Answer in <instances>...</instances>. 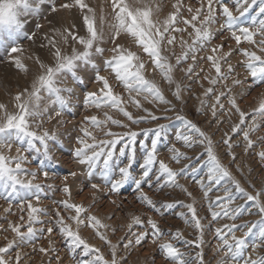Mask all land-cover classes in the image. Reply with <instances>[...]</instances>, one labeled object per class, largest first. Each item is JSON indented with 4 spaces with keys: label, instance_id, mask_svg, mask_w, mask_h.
Returning a JSON list of instances; mask_svg holds the SVG:
<instances>
[{
    "label": "snow or ice",
    "instance_id": "6c2138e0",
    "mask_svg": "<svg viewBox=\"0 0 264 264\" xmlns=\"http://www.w3.org/2000/svg\"><path fill=\"white\" fill-rule=\"evenodd\" d=\"M49 9L56 13L59 9L72 10L78 8L83 14V24L86 28L84 35H79L75 24L66 27L61 32L55 29L61 40L45 34L44 39L48 47L51 61L45 63L39 55L34 57L40 72L31 80L30 85L17 91L13 97L12 108L6 103L0 102V199L8 202V208L4 211L12 213L13 201H18V209L21 213L19 222L9 221L7 229L0 225V229L11 230L15 238L7 240L4 246H0V264H21V253L16 252L14 257L8 256L12 249H19L29 244L33 245L36 251V242L45 235L49 237V247H39V252L49 256V264L52 260L61 264L62 257L57 254L58 249L52 244L51 236L54 232L61 234L66 241V246L73 254L79 249L82 254L89 256L80 264H121L117 258L118 245L113 244L108 236L100 229H108L110 226L103 224L95 215L89 213L82 203L72 201V187L69 184V177L76 178V171H69L63 177V183L59 190L64 193V198L53 201L56 205L49 211L47 206H41L42 194L45 188L53 189L55 185H45L36 182L38 175L42 173L45 180L49 179V171L45 170V160L55 161L53 148H58L61 137L65 132H58L55 129L45 128L44 124L51 122L54 118L59 123V117L70 108L71 97L75 89L67 86V77L77 85L85 84V77L98 85L96 90L87 91L83 94V104L86 108H95L102 111L103 118L95 114L86 115L78 127V134L74 136L75 147L72 155L75 161L86 168L89 178L98 177L100 183H92V200L95 203L97 194H104L107 188L108 194H119L125 185L132 184L138 193L137 200L146 205L149 210L155 211L161 217L168 210L175 209L181 204L191 213V222L197 230H200L201 237L197 247L203 243V225L197 215L193 203L183 204L182 201L157 202L154 201L144 186L151 188L156 186L157 191L164 188H180L191 196L190 192L178 182L180 176L185 175L188 165L180 169L170 167L164 159L159 158L158 143L162 141L168 128L167 124H156L153 128H144L136 131L132 125L157 122L161 119L170 120L166 115H157L156 112L178 111L172 99L167 98L164 89L160 84L146 76V63H150L154 71H158L162 80L168 85L171 96L176 102L186 101L183 99L185 87L191 91L190 86H183L175 78V72L180 70L186 79L195 76L199 79L203 73V79L210 85L204 90L203 95L213 96L211 104V115L217 118L220 111L231 112L233 109L239 113V123L232 126V132L237 134L243 132L245 152L264 143V136L257 140L250 138V133L259 129L257 117H264V97L259 101L258 107L251 113V123L247 129L241 126L245 124L246 114L242 111L235 95L232 94V87L242 85L243 80L233 76L237 66L243 67L248 73L246 79H250L251 85L264 84V0H197L198 7L191 4L185 5L182 0H175L172 4V11L165 17H160L162 5L159 0H110L111 21L107 23L108 32L105 33V16L102 12L97 26L95 10L85 0H71L57 6L56 0H47ZM44 0H0V52L7 55L9 61L16 69L27 74L28 65L21 55L24 52L23 46L19 43L21 38L34 40L35 33L28 34L26 28L31 23L30 17L38 16L41 12V5ZM231 5V6H230ZM188 16L184 15L185 9ZM86 10V11H85ZM51 23V21H49ZM183 25V26H179ZM42 26L36 25L37 29ZM189 28L191 31H189ZM233 40L235 46L227 45L225 51V37ZM187 33L188 39L184 38ZM179 36V54H176L175 46ZM220 36L221 42L212 45V41ZM126 37L130 41L129 46L120 43L119 40ZM111 44V47L107 45ZM209 45H212L209 48ZM133 48L137 50H133ZM208 51L209 54L198 57L197 53ZM168 54H165V53ZM106 53L108 55H106ZM243 59L237 64L231 63L234 55ZM147 56V62L143 59ZM32 58V57H29ZM174 58L175 63L172 62ZM189 59L192 63H188ZM201 60L209 64L205 72L203 67L197 72V66ZM187 64L186 68H181ZM226 65V69L224 66ZM215 72L212 76L211 71ZM106 73V74H102ZM238 75V74H237ZM110 77L114 82H110ZM231 78L229 87L226 83ZM217 85H223L225 91L217 92ZM120 86L126 95L115 91ZM225 97L231 108L225 109L221 98ZM46 101V103H45ZM153 107H146L145 103ZM206 101H201L199 112L203 113ZM134 108L136 111L129 110ZM115 112L122 118H116L110 114ZM143 113V114H141ZM45 117L47 120H45ZM175 119L181 122L183 131L177 130L175 138L182 141L185 146L192 147L194 144H206L207 160L203 166L208 168L207 179L209 183L219 185L222 181L228 180L235 187V192L252 202V207L259 216L257 221H244L240 224H225L223 228L215 230L218 239L222 242L217 246L216 251L226 249V255L221 257L217 264H226V261L235 264H264V255H257L253 258L246 252L251 246L253 251L264 247V189L256 191L255 195L246 191L240 181L224 165L213 148L212 140L197 124L183 115H177ZM127 121V123L125 122ZM223 122V121H219ZM76 127V126H73ZM113 127L126 129V131H114ZM143 133L149 140H140L139 145L143 149L142 159L139 161L138 172L134 168L137 164L136 145L138 137ZM105 138L98 139V135ZM229 139L223 143L228 147V154L232 156V163H235V154L231 152L232 144ZM14 144L15 155H12ZM169 151L171 159L179 163L181 158L188 159L186 154L180 151L174 144ZM32 152L44 157L37 169H30L24 165L29 163L28 155ZM260 160L264 161V149L256 153ZM197 169L193 168L195 173ZM202 188L206 187L203 181H198ZM212 191L209 187L208 191ZM235 199L230 189L225 188L223 197L217 196L216 202L221 205V211H213L212 217L215 220L221 214L233 221L242 217L247 211L243 206L229 208L223 202H231ZM111 203L115 204L113 200ZM91 207V205H89ZM212 205L209 204V208ZM61 209L67 216L62 214ZM74 214H71L73 213ZM25 214L27 219L25 220ZM183 218L186 213H176ZM42 217H49L44 220ZM132 223L139 225L142 220L139 216H132ZM96 230L95 234L101 241L110 248L111 258H106L101 249L90 244L80 234V227L85 224ZM149 231L134 233V241L122 237L121 241L125 249L140 245L142 241L151 235L152 243L161 241L158 245L163 258L171 264H191L192 258L188 253L182 251L173 241H182L185 244H193L196 241L184 240L183 234L177 230L174 233L165 232L157 219L147 217ZM189 221L186 219L185 223ZM46 224V228H37L35 225ZM75 225V227H74ZM26 230H23L25 229ZM226 229V231H224ZM247 229L242 236H236L237 230ZM115 232V229H113ZM171 238L165 240L164 237ZM251 238V240H249ZM7 239V238H6ZM258 241V242H257ZM196 260L204 264L202 250L197 252Z\"/></svg>",
    "mask_w": 264,
    "mask_h": 264
},
{
    "label": "rangeland",
    "instance_id": "374dc122",
    "mask_svg": "<svg viewBox=\"0 0 264 264\" xmlns=\"http://www.w3.org/2000/svg\"><path fill=\"white\" fill-rule=\"evenodd\" d=\"M66 2V0H56L57 6L59 4ZM71 2V0H67ZM162 5V10L160 12V17H165L170 11H172V4L175 3V0H159ZM85 3L89 7L95 10L97 26H99V18L103 12L105 16V33L108 32L107 23L111 21L110 16V0H85ZM182 3L185 5L191 4L193 7H198L197 0H182ZM231 6V5H230ZM86 11V10H85ZM185 16L189 14L185 9H182ZM31 23L28 24L26 32L28 34L35 33L34 40H29L26 38H21L19 43L23 46L24 52L21 55L24 62L28 65L29 72L25 74L24 72L16 69L15 65L9 61V58L6 54L0 52V102L6 103L9 106V110L12 108L13 97L15 93L21 90L24 87L30 85L31 80L40 72L38 65L35 63L34 57L39 55L41 60L45 63L51 61V56L49 54V48L46 46L41 48V45H47V41L44 39L45 34H48L49 37H54L57 41L61 40L60 35L55 32V29H60L62 32L64 28L70 27L71 24H75V29L79 35H84L86 28L83 24V14L78 8H73L72 10L59 9L56 13H52L49 9L47 0H44V3L41 5L40 15L30 17ZM51 21V23H49ZM40 24L42 27L40 29L36 28V25ZM183 26V25H179ZM189 31L191 29L189 28ZM225 39V51H227V45L235 46L233 40L227 39L229 36L228 33L222 34ZM184 38L188 39L187 33L184 34ZM120 43L125 46L130 45V41L126 37H122L119 40ZM221 42L220 36H217L213 41L212 45ZM209 45V48L212 46ZM111 47V44L107 45ZM133 50H137L133 48ZM176 54H179L181 49L179 47V36L177 40V45L175 46ZM165 54H168L167 52ZM209 54L206 50L205 52L197 53L198 57L205 56ZM106 55H108L106 53ZM32 57V58H29ZM143 59L147 62V56L145 55ZM243 59L241 56L234 55L231 59V63L234 65L237 64L238 60ZM172 62L175 63L174 58ZM188 63H192L189 59ZM147 72L146 76L149 79L156 80L160 86L164 89L167 98L172 99L173 103L176 104L178 111H167L164 112L163 106L160 111H157V115H166L170 117V120L161 119L157 122L142 123L140 125H132V128L136 131L144 128H155L156 124H167L168 128L166 134L161 142L158 143V153L159 158L164 159L169 163L170 167L174 169H180L185 165H188L185 175L178 178V182L187 189V192L191 193V196H188L186 192L182 191L180 188H164L162 191H157L156 186L153 185L149 188L147 185L144 186V191L157 202V207L160 206V202H175L182 201L183 204L193 203L197 215L203 225L202 240L203 243L200 247H197L199 243V238L201 237L200 230H197L194 226V223L191 222V213H188V210L183 207L181 204H177V207L172 210H168L164 216H160L155 211L149 210V208L140 203L137 200L138 193L135 190V186L132 184L125 185L124 188L120 191L119 194H108L107 188L104 189V194H97L95 203L92 200V189L90 185L92 183H100L98 177L89 178L86 173V168L79 165L72 155V149L76 146L74 143V136L78 134V127L83 120V117L86 115L95 114L100 118H103V113L100 110L95 108H86L83 104V94L87 91L96 90L98 85L92 83L88 77H85V84L77 85L71 81V77H67V86L75 89V95L71 97L72 104L70 108L62 113L59 117V121H64L66 123H59L55 118L51 122L44 124L45 128L55 129L58 132H65V135L61 137V143L58 148H53V155L55 156V161H46V169L49 171L50 178L45 180L42 173L37 176L36 182L42 183L45 185L51 184L56 187L53 189L45 188L44 193L42 194L41 206H47L49 211L54 209L56 205L53 201H58L64 198V193L59 190L60 186L63 183V177L68 175L69 171H76L77 177H69V184L72 187V201L75 203H82L90 214L97 216L103 224L109 225L108 229H100L104 232L108 239L111 240L113 244L118 245L117 247V258L121 260V264H171L170 261H166L161 251L159 250V243H152L151 235L145 238L140 245H135L133 243L132 247L125 249L123 243H126L127 240L121 241L122 237L127 239H132L134 241V233H140L144 231H149L150 226L147 225V217L151 216L153 219L159 221L160 227L167 233H174L179 230L183 234L184 240L196 241L191 245L185 244L182 241H173L182 251L189 254L192 258L191 264H199L196 260L197 252H203L204 264H217V261L226 255L227 250L223 249L222 251L217 252V246L222 242L218 239L215 230L217 228H223L225 224H240L244 221H257L259 216L256 214L255 209L252 207V202L248 201L246 197L235 192L234 185L230 181L224 180L219 185L214 183H209L207 179L208 168L204 165V162L207 160L206 155V144H194L192 147H187L182 141H177L175 134L177 130L183 131L181 122L175 117L179 115L185 116L187 119L191 120L193 123L197 124L212 140L213 148L216 154L221 159L222 163L226 165L235 179L240 181V184L247 192L255 195L256 191L264 189V161L256 155L258 151L264 149V143H258L252 149H249L245 152V141L243 139V132L240 131L237 134L232 132V126L239 123V113L234 109L229 113L227 111H220L217 118H213L211 115V104L214 102L213 96L205 97L203 95L204 90L209 87L207 81L203 79V73L200 75L199 79L193 76L191 79H186L184 73L180 70L175 72V78L177 81L181 82L183 86H190L191 91L185 90L183 92V99L186 103L176 102L171 96V91L168 88V85L165 81L162 80L158 71H154L150 63H146ZM181 68H186L187 64H182ZM203 67L205 72L209 69V64L205 60H201L197 66V72L200 71V68ZM226 69V65L224 66ZM106 74V73H102ZM212 76L215 75L214 70L210 73ZM238 74V75H237ZM233 76L244 81L242 85L232 87L231 78L226 82L229 87H232V94L235 95L237 104L239 108L244 111L246 114L245 124L241 127L247 129L248 125L251 123V113L253 109L258 107L259 101L264 97V84L260 85H251L248 73L243 67L237 66ZM110 82H114L110 77ZM115 91L120 92L124 95V89L120 86H117ZM225 91L223 85H217V92ZM206 101L204 105L203 113L199 112L198 109L201 108V101ZM46 103V101H45ZM146 107H153L152 105L147 104ZM221 103L225 105V109L231 108V105L228 104L225 97L221 98ZM129 110L135 112L134 108ZM116 118H122L118 116L115 112L110 113ZM143 114V113H141ZM45 120L47 118L45 117ZM223 121V122H219ZM127 123V121H125ZM257 123L260 124L259 129L250 133V138L257 140L258 137L264 136V117H257ZM76 126V127H73ZM114 131L122 132L126 129L113 127ZM98 139L105 138L99 134ZM151 137V133L149 134ZM149 137H145L143 133L138 137V142L136 145L137 149V164L134 165V168L139 167V161L142 159L143 149L139 145L140 140H149ZM232 144L231 152L235 154L236 160L235 163H232V156L228 154L229 149L223 143L224 139H229ZM150 144V140H149ZM175 145L180 151L184 152L188 159L181 158L179 163L171 159L172 153L169 151L172 145ZM19 146L14 144L12 148V155H15V148ZM28 155L29 163L24 166L30 169H37L41 160H44V157L38 153L32 152ZM195 168L197 171L192 172V169ZM198 181H203L206 187L202 188ZM211 188L212 191L208 192V195L205 196L204 193L208 191V188ZM225 188L230 189L232 194L235 196V199L231 202L225 200L223 203L227 204L229 208H236L238 206H243L245 209H252V213L249 214L245 211L244 215L235 221L224 217L221 214L215 220L212 217L213 211H221V205L216 202V197L225 195ZM264 199V197H262ZM115 201L113 204L111 201ZM209 204L212 205L209 208ZM91 205V207H89ZM8 208V202L0 199V225L4 226V229H7L9 221L19 222V216L21 215L18 209V201H13L12 203V213H6L4 210ZM62 214L65 216L68 213H65L61 209ZM184 212L186 213L185 217L181 218L176 215V213ZM71 214H74L71 213ZM132 216H139L142 220V223L139 225L133 224L131 228L129 225L132 223ZM27 219L25 214V220ZM42 219L47 220L49 217H42ZM188 220V223H185V220ZM46 224H38L35 227L46 228ZM75 227V225H74ZM0 229V246H4L7 240L15 238V234L11 232L10 229L5 231ZM115 229V232H113ZM23 230H26L23 229ZM81 236L86 239L90 244H94L99 247L101 251L105 254L106 258H111L110 248L101 241L98 236H96V230L88 225L87 220L85 224L82 225L79 229ZM226 231V229L224 230ZM247 229L237 230L235 235L242 236L243 232ZM7 238V239H6ZM171 236H165L164 239L168 240ZM52 244L59 251L58 253H51L52 256L59 254L62 257L61 264H80L81 261L89 259V256L82 254V250H77L74 254L69 251L66 246L65 238L58 232H54L51 236ZM251 240V238H249ZM258 242V241H257ZM36 251H33V245L29 244L23 246L19 249H12L8 253V256L14 257L16 252L21 253V264H49V256L39 252V247H49V237L45 233L36 242ZM251 255L255 258L257 255H264V247L258 248L256 251H253L251 246H249L246 255ZM51 264H56L55 260L51 261ZM226 264H235L231 262L230 258L226 261ZM240 264H243L241 261Z\"/></svg>",
    "mask_w": 264,
    "mask_h": 264
}]
</instances>
